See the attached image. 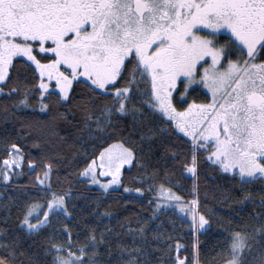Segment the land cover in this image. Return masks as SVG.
Segmentation results:
<instances>
[{
	"label": "snow or ice",
	"instance_id": "1",
	"mask_svg": "<svg viewBox=\"0 0 264 264\" xmlns=\"http://www.w3.org/2000/svg\"><path fill=\"white\" fill-rule=\"evenodd\" d=\"M201 88L211 92L209 102H189ZM0 97L13 101L15 111H35L36 100L53 119L56 113L66 118L57 106L75 104L83 116L81 131L98 150L79 173L84 182L98 185L102 194L123 187L125 203L143 204L144 193H152L150 215L136 213L135 227L127 217L121 231L104 223L112 214L101 211L96 197L91 219L77 225L75 237L67 223L58 233L53 218L73 216L67 199L72 193L53 190L57 162L41 153L27 163L31 172L43 173L32 186L46 198L39 203L22 190L21 232L47 237L52 264H151L148 233L154 240L172 239L160 230V217L169 210L191 216L188 227L195 233L211 225L197 211L195 196L185 203L168 186L174 173H165L159 184L156 171L140 175L139 186L124 184V166L143 162L122 124L131 117L136 130L151 119L155 127L141 140L175 137L172 156L181 175L190 174L193 192L205 164L239 177L238 203L254 202L247 186L264 184V0H0ZM10 149L0 168L3 182L13 181L8 169L24 159L19 144ZM252 219L253 225L235 228L228 221L211 264H264V212ZM155 221L160 223L152 229ZM16 243L0 240L8 253L0 254V264H15ZM182 247L176 241L177 254L166 262L159 258L161 264H201L195 242L191 259ZM172 249L167 245L166 254ZM102 255L108 259L99 260Z\"/></svg>",
	"mask_w": 264,
	"mask_h": 264
},
{
	"label": "trees",
	"instance_id": "2",
	"mask_svg": "<svg viewBox=\"0 0 264 264\" xmlns=\"http://www.w3.org/2000/svg\"><path fill=\"white\" fill-rule=\"evenodd\" d=\"M189 100L199 103L209 102L208 96L201 90L193 93ZM32 104L35 111L32 108L15 111L13 101L0 97V168L5 167L3 161L9 159L12 143L20 145L24 157L20 169L13 170L14 182L9 181L3 184L0 181V193H2L0 195V230H2L0 240L6 243L13 239L17 240L14 245L17 248L14 257L15 264H52V256L45 251L47 237L41 235L29 237L22 233L19 227L24 211V200L20 198L22 190L27 188L32 194L30 199L39 203H43L46 198L44 192L32 186L36 176L42 177L43 173L39 168L31 172L27 163L29 159L41 153H47L52 160L57 162L53 170V190L57 192L70 190L72 193V197L67 199L73 216L67 219L64 216L58 219L53 218L58 233L63 224L67 223L72 236L75 237L80 231L77 225L83 226L86 220L91 219L88 210L93 207L96 197L101 198L103 204L101 211L108 210L112 214L111 220L105 218L104 223H110L116 231H121L119 225L126 222V217L133 222L135 227L136 213L143 217L150 215L147 200L152 197V193L147 191L144 193L141 198L143 204L125 203L129 194L124 192L123 187L102 194L97 189L90 188L81 179L80 171L86 166V162H91V153L96 152L98 156V150L94 147L95 142L87 138V132L81 131L83 116L75 104L67 107L57 106L60 113L66 114V118L56 113L54 114L55 119L52 115L40 112V105L36 100H33ZM122 127L124 128L123 136L129 139L130 144L135 145L137 159L143 162V166L134 162L133 166L128 165L122 170L124 184L128 187L139 186L137 178L144 172L153 171L157 172L159 177L157 184H159L164 181L165 173H174L170 175L173 183L168 186L175 194L183 197L185 203H189L195 196L198 200L197 211L204 214L211 225L210 227L205 225L206 231L202 229L200 233H195L188 227L191 223V216H184L178 208L175 212L169 210L166 215L160 217L163 221V227L160 230L165 237L171 235L172 239L154 240L151 231L148 233L147 251L151 264H161L159 258L162 257L166 262L168 255H176V241L188 249L184 254L189 259L194 255L193 243L195 242L199 249L201 264H211L219 244L222 243L223 236L226 235L224 227L228 226L229 220L232 221L231 227L233 228L241 222L253 225V215L264 212V208L260 206V197L264 195V184L261 182L257 181L247 186L248 190L253 193L254 202L245 201L241 204L237 202L243 195L238 182L239 178L220 171L217 166L202 164L196 180V191L193 192L190 174L181 175L180 165L175 163L172 156L171 149L176 143L175 137L155 135L151 139L141 140L144 133L155 127L151 119H145L142 127L133 130L131 117H129ZM117 138H120L119 135ZM111 142L113 141H109ZM37 143L39 147L34 146ZM15 173L22 174L15 177ZM56 173L59 174L58 177ZM145 187H147V182H145ZM136 195L139 196V194ZM159 223L160 221H155L150 227L155 229ZM251 230L249 227V231ZM124 239L130 240L127 236ZM169 244L173 245L172 253L166 254ZM184 247L181 248V252L184 251ZM0 254L8 255L3 249H0ZM98 259L103 261L108 257L102 255Z\"/></svg>",
	"mask_w": 264,
	"mask_h": 264
},
{
	"label": "rangeland",
	"instance_id": "3",
	"mask_svg": "<svg viewBox=\"0 0 264 264\" xmlns=\"http://www.w3.org/2000/svg\"><path fill=\"white\" fill-rule=\"evenodd\" d=\"M201 90L203 91V93H205V94L208 96V98H209V100H210V98H211V92L208 91V89H206V88H201ZM185 107H186V106H185ZM39 108H40V107H39ZM181 135L183 136V134H181ZM9 158H10V157H9ZM20 166H21V163H20L18 166H14V167H12V168H9V169H8L9 174L12 175V174H13V170H14V169H20ZM127 166H128V165H125L124 168L127 167ZM10 170H11V171H10ZM224 173H225V172H224ZM226 174L233 175L232 173H226ZM14 176L17 177L16 175H14ZM238 178H239V177H238ZM81 179L84 180V178H82V177H81ZM8 182H9V181H8ZM8 182H3V181H2L3 184H6V183H8ZM88 186H89L90 188H94V189H97L98 191L102 192V191L99 189V186H98V185H90V184H88ZM117 188H119V186H117V185H113L112 188L109 189V191H111V190H115V189H117Z\"/></svg>",
	"mask_w": 264,
	"mask_h": 264
},
{
	"label": "flooded vegetation",
	"instance_id": "4",
	"mask_svg": "<svg viewBox=\"0 0 264 264\" xmlns=\"http://www.w3.org/2000/svg\"><path fill=\"white\" fill-rule=\"evenodd\" d=\"M199 90H201V89H199ZM201 91H202V90H201ZM202 92H203V91H202ZM189 102H192V100H189ZM196 103H198V104H199V102H197V101H196Z\"/></svg>",
	"mask_w": 264,
	"mask_h": 264
},
{
	"label": "bare ground",
	"instance_id": "5",
	"mask_svg": "<svg viewBox=\"0 0 264 264\" xmlns=\"http://www.w3.org/2000/svg\"><path fill=\"white\" fill-rule=\"evenodd\" d=\"M11 171V170H10ZM2 186V185H1ZM191 197V196H190Z\"/></svg>",
	"mask_w": 264,
	"mask_h": 264
}]
</instances>
